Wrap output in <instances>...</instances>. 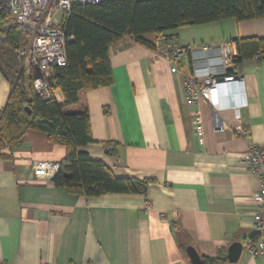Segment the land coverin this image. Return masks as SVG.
Returning <instances> with one entry per match:
<instances>
[{
	"label": "crops",
	"instance_id": "obj_1",
	"mask_svg": "<svg viewBox=\"0 0 264 264\" xmlns=\"http://www.w3.org/2000/svg\"><path fill=\"white\" fill-rule=\"evenodd\" d=\"M160 37L188 51L176 72L155 51L124 37L108 49L112 84L84 94L94 143L82 150L115 178L146 181L145 194L86 197L36 179L32 164H61L65 149L29 130L0 152V264H193L188 247L200 261L220 253L224 264H264L263 255L246 249L255 240L260 181L241 164L249 147L264 148V63L255 58L233 68L242 96L236 110L216 113L223 132H213L214 110L206 100L193 106L184 95L185 79L219 69L218 48L264 38V18L146 36L153 43ZM9 93L0 71V112ZM54 95L63 104L61 93ZM221 105L234 101L226 94ZM233 243L242 252L229 263Z\"/></svg>",
	"mask_w": 264,
	"mask_h": 264
},
{
	"label": "trees",
	"instance_id": "obj_2",
	"mask_svg": "<svg viewBox=\"0 0 264 264\" xmlns=\"http://www.w3.org/2000/svg\"><path fill=\"white\" fill-rule=\"evenodd\" d=\"M261 18L264 0H101L95 5H73L64 17L65 30L73 41L65 49V66L54 70L55 84L51 87L61 93L63 104L54 98L43 100L32 89H24L13 47L25 38L10 27L6 42L0 44V71L10 83L9 96L0 112V152L17 144L27 131H37L65 149L60 170L51 179L55 186L86 197L145 194L146 181L115 178L107 167L91 160L82 150L94 143L84 94L113 82L109 46L127 37L155 51V43L146 36L158 38L166 31L227 19L242 22ZM0 22L5 23L1 17ZM232 44L233 68L257 56V61L264 63V38L235 39ZM233 68L227 74H234ZM224 263L226 259L220 253L200 261Z\"/></svg>",
	"mask_w": 264,
	"mask_h": 264
},
{
	"label": "built area",
	"instance_id": "obj_3",
	"mask_svg": "<svg viewBox=\"0 0 264 264\" xmlns=\"http://www.w3.org/2000/svg\"><path fill=\"white\" fill-rule=\"evenodd\" d=\"M101 0H0V44L6 42L10 27L16 28L25 36L24 41L16 43L14 54L19 62V69L25 90L32 89L43 100L55 99L54 70L66 64V46L73 41L64 26L73 5H95ZM64 16V17H63ZM207 48H204V51ZM219 69L208 72L204 77L185 79L184 95L187 101L197 106L200 99L206 100L214 110L213 132H223L224 127L217 116L223 107L237 108L241 100V79L234 74H227L233 68L231 59L235 56L233 45L225 44L217 49ZM187 49L179 46L175 39L160 37L155 43V53L171 65V73L178 70L177 60L187 53ZM256 59H259L257 56ZM221 79V81H219ZM227 86L232 90L226 91ZM221 93V94H220ZM232 97L234 105L221 106L223 96ZM225 97V96H224ZM240 98V99H239ZM237 115V114H236ZM238 118V115H237ZM198 127L200 122L194 121ZM200 131V127L196 128ZM237 135L244 130L235 128ZM241 164L250 173L259 178L260 189L254 195L256 204L253 213V230L255 240L249 242L246 249L252 255L264 256V148L249 147L241 158ZM32 174L39 180H51L60 170L56 162L39 161L32 164Z\"/></svg>",
	"mask_w": 264,
	"mask_h": 264
},
{
	"label": "water",
	"instance_id": "obj_4",
	"mask_svg": "<svg viewBox=\"0 0 264 264\" xmlns=\"http://www.w3.org/2000/svg\"><path fill=\"white\" fill-rule=\"evenodd\" d=\"M219 81H221V79ZM25 111L28 114H30L29 108H25ZM241 252H242V244L241 243H233L228 249L227 261L229 263L236 262L240 256ZM185 254L191 263L200 264V259H199L198 255L195 253V251L191 247H188L185 249Z\"/></svg>",
	"mask_w": 264,
	"mask_h": 264
},
{
	"label": "rangeland",
	"instance_id": "obj_5",
	"mask_svg": "<svg viewBox=\"0 0 264 264\" xmlns=\"http://www.w3.org/2000/svg\"><path fill=\"white\" fill-rule=\"evenodd\" d=\"M20 38L24 39L25 36L22 33H19ZM18 60V59H17Z\"/></svg>",
	"mask_w": 264,
	"mask_h": 264
},
{
	"label": "bare ground",
	"instance_id": "obj_6",
	"mask_svg": "<svg viewBox=\"0 0 264 264\" xmlns=\"http://www.w3.org/2000/svg\"><path fill=\"white\" fill-rule=\"evenodd\" d=\"M226 89H228V86L226 87ZM227 91V90H226ZM221 94V93H220ZM225 97L224 98H226V94L224 95ZM220 105H221V99H220ZM222 106V105H221Z\"/></svg>",
	"mask_w": 264,
	"mask_h": 264
}]
</instances>
